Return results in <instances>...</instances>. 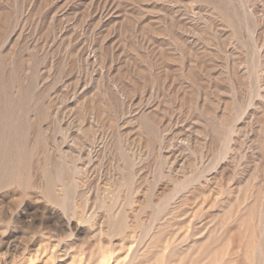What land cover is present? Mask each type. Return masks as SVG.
I'll use <instances>...</instances> for the list:
<instances>
[{
  "label": "rangeland",
  "instance_id": "rangeland-1",
  "mask_svg": "<svg viewBox=\"0 0 264 264\" xmlns=\"http://www.w3.org/2000/svg\"><path fill=\"white\" fill-rule=\"evenodd\" d=\"M0 264H264V0H0Z\"/></svg>",
  "mask_w": 264,
  "mask_h": 264
},
{
  "label": "bare ground",
  "instance_id": "bare-ground-1",
  "mask_svg": "<svg viewBox=\"0 0 264 264\" xmlns=\"http://www.w3.org/2000/svg\"><path fill=\"white\" fill-rule=\"evenodd\" d=\"M148 231V230H147ZM146 233V232H145ZM144 235V234H143Z\"/></svg>",
  "mask_w": 264,
  "mask_h": 264
}]
</instances>
